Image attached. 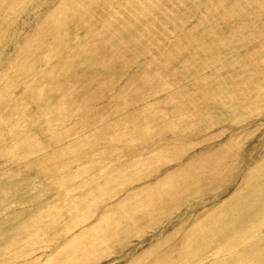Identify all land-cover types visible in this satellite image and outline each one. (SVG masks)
Masks as SVG:
<instances>
[{
  "label": "rangeland",
  "instance_id": "rangeland-1",
  "mask_svg": "<svg viewBox=\"0 0 264 264\" xmlns=\"http://www.w3.org/2000/svg\"><path fill=\"white\" fill-rule=\"evenodd\" d=\"M0 264H264V0H0Z\"/></svg>",
  "mask_w": 264,
  "mask_h": 264
},
{
  "label": "bare ground",
  "instance_id": "bare-ground-1",
  "mask_svg": "<svg viewBox=\"0 0 264 264\" xmlns=\"http://www.w3.org/2000/svg\"><path fill=\"white\" fill-rule=\"evenodd\" d=\"M106 176V175H105ZM249 252V251H248Z\"/></svg>",
  "mask_w": 264,
  "mask_h": 264
}]
</instances>
